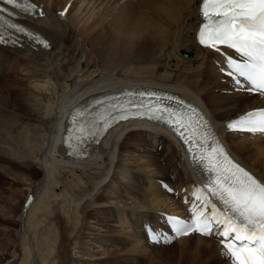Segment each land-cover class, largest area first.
Here are the masks:
<instances>
[{"label": "bare ground", "instance_id": "6f19581e", "mask_svg": "<svg viewBox=\"0 0 264 264\" xmlns=\"http://www.w3.org/2000/svg\"><path fill=\"white\" fill-rule=\"evenodd\" d=\"M80 1L83 5L73 14ZM85 2L66 0L62 7L68 3L69 11L56 14L54 4L49 8L39 0L45 17L26 23L49 45L0 47V173L32 191L20 216L23 234L18 231L17 240L7 242L13 263L6 264L140 263L148 249L157 250V256L164 249L147 243L143 233L147 222L158 223L161 213L177 214L181 208L160 183L175 189L187 185V179L192 182L191 169L170 136L134 122L113 130L86 160H70L60 147L72 108L102 91L153 87L197 102L235 158L264 181V136L235 135L224 126L262 107L264 96L235 89L217 67L222 58L198 46L201 0H146L127 31L114 30L107 22L108 7L89 22L85 11L95 6ZM83 62L90 68L81 69ZM120 178L124 185L118 184ZM39 193L51 210L39 208ZM15 203L4 216L13 218L14 207H20ZM55 215L64 225H55ZM107 217H118L120 225L125 220L130 227L113 231ZM176 243L181 254H193L189 263L231 264L212 240L190 235ZM4 261L0 254V264Z\"/></svg>", "mask_w": 264, "mask_h": 264}, {"label": "snow or ice", "instance_id": "6c2138e0", "mask_svg": "<svg viewBox=\"0 0 264 264\" xmlns=\"http://www.w3.org/2000/svg\"><path fill=\"white\" fill-rule=\"evenodd\" d=\"M3 3L32 15L36 14L38 8L32 0H3ZM200 7V15L207 18L204 28L199 32L200 43L215 47L216 42H219L234 49L242 61L229 59L227 62L229 75L237 74L234 83L240 86L242 81L239 77H242L246 90H251L254 86L264 95V0H201ZM3 12H8V9L0 8V13ZM8 14L12 15L11 12ZM4 19L0 15V22H4ZM208 20H211V25ZM205 28H210V31L206 32ZM17 31L26 32L23 28H17ZM2 35L0 33V37ZM30 35L34 40L40 41L38 36ZM208 40L212 41L211 45H208ZM45 46L47 47L46 44ZM216 51L219 52L220 49L216 48ZM256 115L255 112H249L243 119L230 123L228 127L251 126ZM148 118L165 123L174 119L170 114ZM259 128L264 132V110L260 113ZM233 167L235 171L221 175V184L213 185L211 193L225 206L221 212L223 219L217 216V209L214 207L212 214L202 222L204 234L224 237L221 243L226 251L222 255L231 264H264V182L257 180L239 165ZM213 221L221 226L215 233L212 232ZM173 230L186 234L192 228L187 222L179 221ZM152 239L157 240L158 237L153 234Z\"/></svg>", "mask_w": 264, "mask_h": 264}, {"label": "rangeland", "instance_id": "374dc122", "mask_svg": "<svg viewBox=\"0 0 264 264\" xmlns=\"http://www.w3.org/2000/svg\"><path fill=\"white\" fill-rule=\"evenodd\" d=\"M38 1L39 0H36L37 3H38ZM45 1H47L49 4L48 5L47 3H44L45 6L49 7L50 4L51 5L54 4L53 9L56 10V14H57V12L58 13L61 12V13L66 14L69 11L68 9L65 8L68 3L65 5V7L63 6L64 8L62 7V5L64 4V2L66 0H45ZM95 1L96 0H91V1L86 0V2H88V4H86V2H85L86 5H88L89 7H92V6H95V7L92 11H90V10H88V12L85 11V14L88 13V15L86 14L87 16L85 17V19H87L88 21H89V19H90V21L97 20L100 13L103 12V10H105L108 7V9H106V14H105V16L107 17V19H106L107 22L113 23L112 26H113V28L115 27L114 30H121V31H123L125 28H126V31L128 30L127 27L131 26L130 22L133 21L134 16H137V13H135V12L144 8L143 6L146 3V0H99L97 2V4L94 5ZM82 2L83 1H80V2L73 5V8H75L73 14H76V12H78V9H80L81 5H83V3H84V2L83 3ZM73 8L71 9V11L73 10ZM111 12H113V13H111ZM116 16H117V18H116ZM61 17H63V16H61ZM126 18H127V20H126ZM120 19H121V21H120ZM118 23L124 24V25L126 24V25L125 26L121 25L122 26L121 27L120 25H118ZM98 26L99 25H97V27ZM112 26H111V28H112ZM78 30H77V32H78ZM83 50L85 52L86 51L88 52L89 46L88 45L83 46ZM87 63H89V62H83L81 64V69L85 70V69L90 68V67H87V65H88ZM91 66H92V64H91ZM39 178H40V173L36 174V176H33L34 181L36 179H39ZM122 180H123V178H120L118 180V182H120V183H118V184L124 185V183H121ZM31 193H32V191H30V193H29V186L25 185V183H19V182L17 183L16 181H13L8 176L0 173V254H3V255L5 254V260H6V261H4L5 263H3V264L13 263V258L11 257L10 254H8L7 242L9 241V239L17 240L18 231L19 232L21 231V233H20L21 236L23 234L22 233V231H23L22 225L20 222V220H21L20 216L23 215L25 199L27 197V194L30 195ZM56 193H57V191H56ZM39 195H40V193H39ZM29 199H32L33 203H34V198L32 196ZM29 199H28V201H29ZM45 199H46V197H42L40 195L39 202H41V203H40L39 208L42 206H46V207H49L48 209L51 210L50 205L48 203H46L47 199L46 200ZM17 202H20L19 203L20 207H14L13 218L11 219V218H8L7 216H4L5 210L8 211L9 209H11V207L9 208V206L12 205L13 203H15L17 206ZM22 205H23V207H21ZM31 205H32V203H31ZM64 207H67V204H65ZM7 208H9V209H7ZM114 208L115 207H113L111 209H114ZM20 210H21V213H20ZM78 212H80V211H78ZM55 217L59 218L55 221V225L56 224L61 225L63 222L60 220V216L55 215L53 217V219H55ZM106 220L111 221V222H109V224L111 225V227H112L111 230H113V231L114 230L119 231V229H121L120 227L122 225H123V228H126V229H129L128 227H130V223H126L125 220H122V219H121L122 224L120 225L119 224L120 221H119L118 217H115V218L114 217H111V218L107 217ZM57 221H59L58 222L59 224L56 223ZM32 222H33V220H32ZM63 225H64V223H63ZM108 231H109V229H108ZM128 231H130V230H128ZM105 234H108V232H106ZM114 236H116V235L114 234ZM121 238H123V237L121 236ZM67 240H68V238L64 242H66ZM194 242H195V240L192 239L191 240L192 245L194 244ZM177 244L178 243H174L171 246L163 247L164 249L159 248V252L161 251V254L159 256H157V254H158L157 250H152L153 248L148 249L146 252L144 251L145 253H143L141 260H140V263L139 262L137 263L136 261L130 260V262L128 261L126 264H128V263H130V264H192V263H189V259H190V256H192L193 254H190V253L181 254L180 251L182 249ZM62 248H63V245L60 246V249L62 251L59 250L61 252V254L64 253V249H62ZM162 250H163V252H162ZM75 253H76V251H75ZM106 255L107 254H105V256ZM121 256L122 257H125V256L130 257V256H132V253H130V254L129 253H121ZM154 256H156V260H153ZM36 262L37 261H34V264H36ZM56 263L59 264V261L56 260ZM61 264H62V262H61Z\"/></svg>", "mask_w": 264, "mask_h": 264}, {"label": "water", "instance_id": "95a60500", "mask_svg": "<svg viewBox=\"0 0 264 264\" xmlns=\"http://www.w3.org/2000/svg\"><path fill=\"white\" fill-rule=\"evenodd\" d=\"M28 203H29V204H31V203H32V200H31V199H29ZM25 212H26V211H25ZM25 212H24V214H25Z\"/></svg>", "mask_w": 264, "mask_h": 264}]
</instances>
